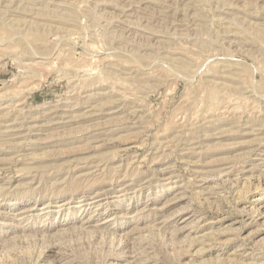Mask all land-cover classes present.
Returning <instances> with one entry per match:
<instances>
[{"label":"rangeland","instance_id":"rangeland-1","mask_svg":"<svg viewBox=\"0 0 264 264\" xmlns=\"http://www.w3.org/2000/svg\"><path fill=\"white\" fill-rule=\"evenodd\" d=\"M0 264H264V0H0Z\"/></svg>","mask_w":264,"mask_h":264}]
</instances>
